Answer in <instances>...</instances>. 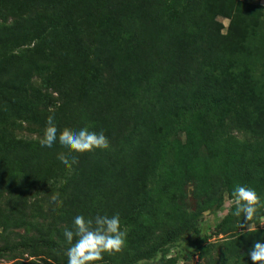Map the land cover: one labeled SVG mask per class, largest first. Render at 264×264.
Masks as SVG:
<instances>
[{
  "label": "trees",
  "instance_id": "trees-1",
  "mask_svg": "<svg viewBox=\"0 0 264 264\" xmlns=\"http://www.w3.org/2000/svg\"><path fill=\"white\" fill-rule=\"evenodd\" d=\"M48 2L66 3L69 10L0 24V129L39 122L42 90L54 89L56 78L73 85L86 101L71 116L68 130L90 125L104 132L109 148L78 155L69 172L59 159L69 154L59 144L40 145L45 122L37 123L41 134L33 139L0 135V151L21 158L0 175L1 202L16 200L19 206L29 186L41 192L51 186L67 197L63 220L119 214L135 257L114 264H138L164 255L187 233L197 245L206 241L199 215L214 213L224 195L234 200L235 186L250 187L264 199V6L251 0ZM86 29L94 33L90 43L84 41ZM101 72L110 75V92ZM37 79L51 80L41 88ZM229 121L250 138L233 135ZM81 186L84 196L73 190ZM187 195L198 201V215L178 214ZM169 207L178 210L171 220L163 212ZM235 207L217 225L216 235L228 232L229 222H247L232 214ZM160 218L171 225L159 242L136 248L142 243L138 231L130 229L133 221L150 226ZM8 222L39 230L26 211ZM235 234L226 243L230 255L252 264L247 254L264 229ZM42 246L58 256L57 245L42 237L0 247V258ZM197 249L206 252L205 246ZM60 260L67 264V258ZM102 264H111V254Z\"/></svg>",
  "mask_w": 264,
  "mask_h": 264
},
{
  "label": "rangeland",
  "instance_id": "rangeland-1",
  "mask_svg": "<svg viewBox=\"0 0 264 264\" xmlns=\"http://www.w3.org/2000/svg\"><path fill=\"white\" fill-rule=\"evenodd\" d=\"M254 4L264 6L263 1L251 0ZM56 6H52L45 0H0V24H9L13 21L21 19L25 16H33L39 13H53L57 11L68 12L69 7L65 3H61ZM220 23H222L225 28L228 25L226 19L218 18ZM224 31V30H223ZM260 34L264 35V18L260 27ZM94 39V33L89 29L84 30V41L90 43ZM104 79V81H103ZM51 80V79H50ZM50 80H40L37 79V84L39 87L44 88L46 84L50 83ZM101 80L106 83V90L111 91L114 85L111 81L109 73L101 72ZM54 89H43L45 93V99L43 105L45 106L42 110L43 115L37 117L38 124L45 122L49 115L55 114V119L58 127L62 131L63 129H68V121L70 123L71 116L74 112L78 111L80 106L85 103L79 94V90L75 89L73 85L68 82H64L61 79L53 80ZM85 93H89L88 89H85ZM85 97V95H83ZM84 118L81 122L84 123ZM7 121H4L5 123ZM22 125L18 123L16 126L12 124H7L6 128L0 129V135L3 137L9 136L10 138L15 137L22 140H29L38 137L41 134V128L36 123H26L21 122ZM1 125V124H0ZM79 126V121L77 122ZM80 127V126H79ZM228 128L231 133L235 135L240 140L249 139L250 135L243 131H238L232 121H229ZM180 138L184 141V135L180 134ZM12 162L15 164L21 163V158L12 157L8 155L4 150L0 151V175L4 176V169H12ZM16 172V171H15ZM17 173V172H16ZM19 177V175L17 176ZM16 177V178H17ZM74 185L80 186L76 183ZM82 187V186H81ZM75 187L73 189L79 195H86L84 188ZM16 193H18L19 188L14 186ZM34 186H29L27 194H25V200L22 201L19 206L16 200H11L9 203L0 201V247H10L28 241L30 238L41 239L42 237H47L57 245L59 249L58 256L52 254L53 250L47 247H40L39 249H22L18 248L15 252L9 253L4 257L0 258V264H63L65 261H61L60 258L66 260L67 252L71 245L66 241L63 233L66 229L74 230V218L69 220H63V214L68 209L67 197L63 192L55 189L51 191V186L44 188L43 192L41 190L37 191ZM69 193H71L69 191ZM37 205L35 206V202ZM197 200L192 199L189 195L186 197V203L182 210L178 214H183L186 211L188 214H197ZM234 200L227 198L224 195V200L222 206L217 209L214 213L208 214L203 213L199 215L202 218L200 225V230L202 235H206L208 238L206 241L196 244L194 241V236L192 233H187L176 245L169 248L164 255H159L156 259L152 261L144 262L145 264H242L244 258H238L235 255H230L229 247L226 246L228 240L233 239L235 233H244L254 230L264 229V218L258 221L245 222L242 225L236 224L234 222H229L228 232L219 235L215 234L217 225L222 221V219L227 215L229 208L233 205ZM18 206V208H17ZM17 208V210H16ZM16 212L14 214V211ZM27 212V220L38 226L39 230L36 231L30 227H20L14 228L11 226V219H15L17 216ZM21 212V213H20ZM164 213L169 214V219H172V212L176 215L177 209L166 208ZM171 223L165 219L160 218L157 224L144 225L140 222L133 221L130 229L137 230V235L139 236V242L141 245L135 246L142 250H147L152 248V243L154 239L159 242L160 235L170 227ZM48 230L52 231L48 235ZM127 233V229H124ZM149 236V237H148ZM128 241V240H127ZM132 245V244H131ZM134 246V245H133ZM197 246H205L206 252L201 253L197 249ZM130 245L127 242L126 247L119 253L111 254V264L117 263L119 261H128L132 257H135L133 250L129 248ZM174 263H173V262Z\"/></svg>",
  "mask_w": 264,
  "mask_h": 264
},
{
  "label": "clouds",
  "instance_id": "clouds-1",
  "mask_svg": "<svg viewBox=\"0 0 264 264\" xmlns=\"http://www.w3.org/2000/svg\"><path fill=\"white\" fill-rule=\"evenodd\" d=\"M55 144H59L69 154L59 157L69 172L78 165V155L109 148V140L103 131L92 130L90 125L78 131L67 128L61 131L53 113L46 119L40 145L52 148ZM231 195L236 205L232 213L235 217H242L247 222L264 218L260 215V210L264 209V199L254 189L237 185ZM73 223L74 230L66 229L63 233L71 245L67 252V264H102L105 254L119 253L127 245V233L119 214L96 215L94 218L77 215ZM247 255L252 264H264V237L253 243ZM138 264H144V261H138Z\"/></svg>",
  "mask_w": 264,
  "mask_h": 264
}]
</instances>
